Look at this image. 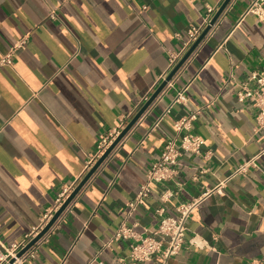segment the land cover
<instances>
[{"label":"crops","instance_id":"0c3cea01","mask_svg":"<svg viewBox=\"0 0 264 264\" xmlns=\"http://www.w3.org/2000/svg\"><path fill=\"white\" fill-rule=\"evenodd\" d=\"M224 0H0V242L20 243L62 188L82 179L101 136L128 124L190 48L189 31ZM255 0H232L183 67L35 245L27 264H155L130 258L161 216L211 190L264 147L257 109L238 92L264 72V20ZM148 8L145 9L144 7ZM55 13L56 17L52 16ZM177 62V63H178ZM167 73V74H166ZM161 80V81H160ZM184 91L185 102H174ZM169 110V111H168ZM202 153H183L172 176L130 210L176 121ZM205 169L206 172H202ZM173 195L167 200L163 194ZM158 258V257H157ZM170 264H264V154L191 214Z\"/></svg>","mask_w":264,"mask_h":264},{"label":"built area","instance_id":"2783aa9c","mask_svg":"<svg viewBox=\"0 0 264 264\" xmlns=\"http://www.w3.org/2000/svg\"><path fill=\"white\" fill-rule=\"evenodd\" d=\"M144 8L147 9L148 7L145 6ZM248 11L256 13L260 19L264 20V0H255L249 7ZM209 12L210 16L204 21L201 26L194 27L189 31V46L194 43V41L199 37L205 27L210 23L212 19L211 14H214L215 9L212 8ZM52 16L56 17L55 13H52ZM29 41L30 39L28 35L22 37L7 54L1 57L0 64L11 65L13 63V55L15 51L27 45ZM181 55H176L175 57H173L170 71L177 64ZM165 78L166 75H164L161 80H164ZM249 81H254L256 85L250 86L248 82L242 83V89L238 92V97L241 101L250 100L256 107L257 128L262 133L264 139V72H252L250 74ZM152 92H150L144 98L143 102L147 101L150 98ZM185 100L186 96L184 94V91H181L174 102H185ZM195 118L196 113L191 112L188 116H185L176 121L178 135L175 138L166 140L161 152L160 159L157 162L153 163L148 171L147 182L141 186L140 191L138 192L137 197L134 199V201L129 203L131 211H133L137 205L141 204L144 198H146L150 194V184L152 182H161L172 176V174L174 173V166L179 164V160L182 157L183 153L190 152L196 155L202 153L203 146L205 145V140L201 136L192 133L181 134L182 129L185 128L189 130L191 128V122ZM126 125V123H122L109 135L101 136L96 156L94 157L93 161H91L87 165L86 171H89L90 168L97 162V160L113 144L115 139L126 127ZM263 154L264 147L256 156L241 164L229 178L245 173L250 166H257V160ZM202 172H206V170L202 169ZM229 178L220 181L216 187L211 190H207L199 197L189 202L180 204L178 206L177 216L163 215V208H159L157 212H159L162 218L158 228L155 229L150 235H135L130 228L122 225L115 238H136L135 243L131 244V259H134L136 261H155V264H170L172 258L179 254L184 246L186 233L188 231V221L191 214L212 192L217 191L222 193ZM80 181L81 179L76 180L70 185H66L62 188L61 192L58 195L55 207L49 210L43 216L41 224L37 227H34L28 234H26L24 239L20 243L4 245L0 242V264H27L31 259L36 258L37 250H35L34 248L40 240L21 256H19L18 254L44 229V227L53 218L54 214L60 209V207L74 191ZM172 195V193L169 194L168 192H165L163 194V199L167 200ZM12 260L14 261L11 262Z\"/></svg>","mask_w":264,"mask_h":264},{"label":"water","instance_id":"95a60500","mask_svg":"<svg viewBox=\"0 0 264 264\" xmlns=\"http://www.w3.org/2000/svg\"><path fill=\"white\" fill-rule=\"evenodd\" d=\"M232 0H224L215 15L212 17L210 23L205 27L199 37L194 41V43L190 46V48L186 51L180 61L174 66V68L170 71V73L166 76V78L162 81V83L157 87L154 93L150 96V98L145 102V104L137 111V113L133 116V118L129 121L126 127L121 131L118 137L115 139L113 144L105 151V153L97 160V162L90 168L87 174L81 179L77 187L71 193V195L67 198L64 204L60 207V209L54 214L53 218L49 221V223L44 227V229L32 240L28 243L26 247H24L20 252L19 256L25 253L29 248H31L36 242H38L54 225V223L58 220V218L63 214V212L67 209L69 204L74 200V198L80 193V191L84 188V186L88 183L90 178L99 170V168L104 164V162L109 158L115 148L120 144V142L128 135L131 129L135 126L138 120L145 114V112L149 109L152 103L156 100V98L160 95V93L167 86L168 82H170L173 77L178 73V71L183 67L186 61L190 58V56L194 53V51L198 48L201 42L204 40L208 32L211 28L216 24V22L223 15L228 5ZM12 260L11 262H13Z\"/></svg>","mask_w":264,"mask_h":264}]
</instances>
